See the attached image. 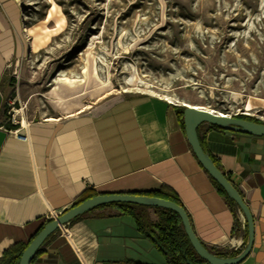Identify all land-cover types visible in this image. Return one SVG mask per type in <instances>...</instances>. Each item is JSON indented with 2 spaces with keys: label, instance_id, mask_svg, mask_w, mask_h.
I'll list each match as a JSON object with an SVG mask.
<instances>
[{
  "label": "crops",
  "instance_id": "crops-1",
  "mask_svg": "<svg viewBox=\"0 0 264 264\" xmlns=\"http://www.w3.org/2000/svg\"><path fill=\"white\" fill-rule=\"evenodd\" d=\"M23 47L19 8L13 0H0V257L27 246L49 218L88 191L146 194L163 187L179 199L210 252L234 257L244 249L246 218L194 155L179 105L156 96H128L98 113L7 127L2 120L7 72ZM197 133L253 216V245L238 264H264V136L209 123ZM160 214L157 207L142 205L129 211L94 207L48 236L31 264H172L148 234L157 239L150 226ZM189 262L208 264L196 257Z\"/></svg>",
  "mask_w": 264,
  "mask_h": 264
},
{
  "label": "rangeland",
  "instance_id": "rangeland-1",
  "mask_svg": "<svg viewBox=\"0 0 264 264\" xmlns=\"http://www.w3.org/2000/svg\"><path fill=\"white\" fill-rule=\"evenodd\" d=\"M13 1L24 49L7 72V124L93 113L128 96L264 122V0ZM27 28L41 34L36 50ZM89 54L111 84L63 111L51 94L54 79L79 74ZM132 67L138 87L127 84Z\"/></svg>",
  "mask_w": 264,
  "mask_h": 264
},
{
  "label": "water",
  "instance_id": "water-1",
  "mask_svg": "<svg viewBox=\"0 0 264 264\" xmlns=\"http://www.w3.org/2000/svg\"><path fill=\"white\" fill-rule=\"evenodd\" d=\"M180 106H184V131L194 155L201 166L208 172L211 178L224 189L228 197L233 200L246 218L247 241L244 249L238 255L234 257H219L210 252L199 240L193 230L185 208L174 201L146 194L100 193L72 205L48 221L24 248L20 256L19 264H31L36 251L41 247L45 239L63 225L94 207L110 203H128L142 206L160 207L175 211L181 219L184 232L192 248L196 254L208 264H238L245 259L251 251L254 240V221L252 213L237 188L227 178L225 173L215 164L210 156L205 153L203 147L201 146L197 129L202 123H209L220 128L264 136V123L255 122L249 119L237 117L236 115L221 113L195 105L181 104ZM148 234L155 241V243L161 247L163 251H165L160 242L150 232Z\"/></svg>",
  "mask_w": 264,
  "mask_h": 264
},
{
  "label": "trees",
  "instance_id": "trees-1",
  "mask_svg": "<svg viewBox=\"0 0 264 264\" xmlns=\"http://www.w3.org/2000/svg\"><path fill=\"white\" fill-rule=\"evenodd\" d=\"M183 109H184V106H177V111L180 117V121L182 125L184 126ZM236 116L240 118H244V119H249L255 122L264 123L258 118H255L253 116H249L246 114H237ZM6 125L7 127L11 129L16 127V125H12V124H6ZM212 181L216 189L221 193V195L228 202L234 204L233 200L230 197H228L224 189L215 180L212 179ZM94 195H96L94 192L88 191L85 194H83L82 197L79 198L74 204H77ZM146 195L165 198V199L174 201L182 205L179 199L176 196H174L167 188H164V187L158 191L148 192L146 193ZM110 205H115L125 211L127 210L129 211L132 209V207L138 206L135 204H128V203H110ZM157 209L161 211V214H160L158 222L155 223L153 226H150V230L156 234L157 240L166 249L170 262L172 264H181L182 261H185L186 263L189 264L191 257H196V259L200 261H204L196 254V252L192 248L184 232L183 225H182L179 215L175 211L170 210V209H165V208H160V207H157ZM50 220L51 218H49L47 222ZM140 228L143 230L144 226L141 225ZM25 247L26 245L22 244V245H19L17 250H15L14 247L7 250L2 255V257H0V264H19L21 253L23 252ZM39 250L40 248L36 251V253H38Z\"/></svg>",
  "mask_w": 264,
  "mask_h": 264
},
{
  "label": "bare ground",
  "instance_id": "bare-ground-1",
  "mask_svg": "<svg viewBox=\"0 0 264 264\" xmlns=\"http://www.w3.org/2000/svg\"><path fill=\"white\" fill-rule=\"evenodd\" d=\"M25 31L32 36V45H34L33 50H36L35 47L38 45V42L41 39V34L39 35L38 33H35L31 28H27ZM139 83L140 78L138 77L135 68L132 67L129 72L127 84L130 86L138 87ZM110 84L111 82L109 80L102 81L100 79L98 74L97 58L94 55L89 54L86 60V64L83 67L82 71L79 72V74L67 75L65 73H61L55 77L51 94L53 95L54 101L57 106L63 109V111L68 112L71 107V103L78 104L79 100L82 99L86 93H88L89 95H93L95 91L103 89L105 87H109ZM144 88H150V85L145 84ZM169 98L172 99L171 97ZM115 102L116 101H110L106 103L102 109L96 110L93 113H98L108 108ZM248 109L249 108H247V110ZM22 123L25 124V121L22 120Z\"/></svg>",
  "mask_w": 264,
  "mask_h": 264
},
{
  "label": "built area",
  "instance_id": "built-area-1",
  "mask_svg": "<svg viewBox=\"0 0 264 264\" xmlns=\"http://www.w3.org/2000/svg\"><path fill=\"white\" fill-rule=\"evenodd\" d=\"M22 139H23V140H26V139H27V136H26V135H25V136H22ZM55 216H57V215H56V214L53 215V216L51 217V219L54 218ZM61 228H64V225H63Z\"/></svg>",
  "mask_w": 264,
  "mask_h": 264
}]
</instances>
